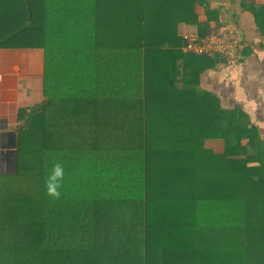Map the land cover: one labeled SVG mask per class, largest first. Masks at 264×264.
Listing matches in <instances>:
<instances>
[{
  "label": "trees",
  "instance_id": "1",
  "mask_svg": "<svg viewBox=\"0 0 264 264\" xmlns=\"http://www.w3.org/2000/svg\"><path fill=\"white\" fill-rule=\"evenodd\" d=\"M195 4L237 16L215 0H0V47L44 53V99L18 108L0 172V264H264L261 128L243 103L174 89Z\"/></svg>",
  "mask_w": 264,
  "mask_h": 264
},
{
  "label": "crops",
  "instance_id": "2",
  "mask_svg": "<svg viewBox=\"0 0 264 264\" xmlns=\"http://www.w3.org/2000/svg\"><path fill=\"white\" fill-rule=\"evenodd\" d=\"M215 1L217 5H221L224 12L234 8L237 16L233 20L230 19V23V11H227L228 17L224 20L222 14H211L213 17L210 18L199 4H195L197 23H180L178 26L185 25L186 28L195 30L199 36H204L212 30L230 29L240 34L245 45L251 44L253 48L248 55H243L233 65L216 61L207 64L206 59L196 58L190 53L185 54L182 63L177 64L175 60V78H181L179 85L182 86H175L174 89L180 90V93L199 95L213 93L219 96L221 102L223 93H236L247 106L252 120L260 123L261 129L264 130V37L260 34L253 15V8L263 0H247L245 5L230 0ZM214 5L215 2L212 3V6ZM178 29L179 27L177 31ZM43 70L42 48L0 47V82L5 83L0 86V172L9 171L15 160L16 130L20 127L18 108L40 103L44 99ZM36 76L40 79L35 82L32 77ZM19 82H26L29 87L19 85ZM34 84H37V89H33Z\"/></svg>",
  "mask_w": 264,
  "mask_h": 264
},
{
  "label": "built area",
  "instance_id": "3",
  "mask_svg": "<svg viewBox=\"0 0 264 264\" xmlns=\"http://www.w3.org/2000/svg\"><path fill=\"white\" fill-rule=\"evenodd\" d=\"M178 27L177 32L183 39V48L189 53L223 56L229 63L235 64L240 51L248 46L240 34L230 29L212 30L204 36H199L195 30L188 29L185 25ZM249 47L253 48V45L250 44Z\"/></svg>",
  "mask_w": 264,
  "mask_h": 264
},
{
  "label": "clouds",
  "instance_id": "4",
  "mask_svg": "<svg viewBox=\"0 0 264 264\" xmlns=\"http://www.w3.org/2000/svg\"><path fill=\"white\" fill-rule=\"evenodd\" d=\"M65 176V169L62 163L55 162L51 168L50 173L45 179L46 194L53 199H59L61 196V189L63 187V180Z\"/></svg>",
  "mask_w": 264,
  "mask_h": 264
},
{
  "label": "rangeland",
  "instance_id": "5",
  "mask_svg": "<svg viewBox=\"0 0 264 264\" xmlns=\"http://www.w3.org/2000/svg\"><path fill=\"white\" fill-rule=\"evenodd\" d=\"M24 41V42H23ZM26 42V40H24V39H20V38H11V39H7V42L6 43H8V44H12V45H16V44H23V43H25ZM233 65V64H232ZM32 79H34L35 80V82H36V80H38V79H40V77H32ZM19 85H22V86H24V87H29V85H28V83H26V82H19ZM22 86H21V89H22ZM37 89V84H34V87H33V89ZM38 89H39V86H38ZM238 102V103H243V101L238 97V95L236 94V93H229V95H228V98H225V99H223L222 100V103H223V105H225V106H228V105H230V103L231 102ZM244 104V103H243ZM242 104V105H243ZM247 107V106H246ZM258 125H259V128H261V125H260V123H258ZM260 130V129H259ZM261 132H262V135H263V137H264V130H262L261 129ZM244 143H245V141H244Z\"/></svg>",
  "mask_w": 264,
  "mask_h": 264
},
{
  "label": "water",
  "instance_id": "6",
  "mask_svg": "<svg viewBox=\"0 0 264 264\" xmlns=\"http://www.w3.org/2000/svg\"><path fill=\"white\" fill-rule=\"evenodd\" d=\"M4 84H5L4 82H0V86H4Z\"/></svg>",
  "mask_w": 264,
  "mask_h": 264
}]
</instances>
